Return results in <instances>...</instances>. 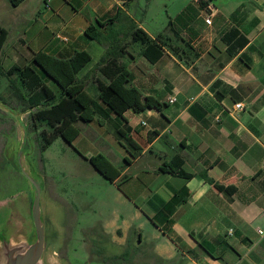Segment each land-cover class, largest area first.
Wrapping results in <instances>:
<instances>
[{
  "label": "crops",
  "instance_id": "0c3cea01",
  "mask_svg": "<svg viewBox=\"0 0 264 264\" xmlns=\"http://www.w3.org/2000/svg\"><path fill=\"white\" fill-rule=\"evenodd\" d=\"M203 1L212 8L210 23L204 22L199 1L189 0L174 15L187 3L196 14L183 25H172L178 38L166 24L150 29L137 19L135 11L142 7L136 0H20L16 5L0 0V26L6 30L0 70L26 64L38 50L66 57L85 49L90 58L76 77L95 93L96 80H104L96 64L105 45L86 36L85 26L116 14L113 23L99 29L118 30L122 36L131 19L150 37L161 34L164 43L154 61L140 53L141 44L128 34L116 59L142 95L161 102L159 109L122 112L121 126L138 153L131 156V146L119 143L113 132L97 146L81 138L84 154L100 152L119 168L110 182L136 207L143 204L155 235L161 232L165 239L151 250L155 257L173 249L190 259L186 264H264V0ZM11 76L24 93L16 74ZM170 94L175 99L167 102ZM9 99L0 98L4 114L18 107ZM235 101L242 108L231 111ZM88 121L99 129L110 125L96 117ZM78 138L79 129L72 141ZM175 155L190 176L158 169L162 159ZM202 171L227 190L206 181ZM28 194L25 188L24 212ZM0 204L16 208L9 194L0 196ZM162 228H169L171 237ZM123 240L117 235L108 242L121 245ZM199 240L213 244L211 253Z\"/></svg>",
  "mask_w": 264,
  "mask_h": 264
},
{
  "label": "rangeland",
  "instance_id": "374dc122",
  "mask_svg": "<svg viewBox=\"0 0 264 264\" xmlns=\"http://www.w3.org/2000/svg\"><path fill=\"white\" fill-rule=\"evenodd\" d=\"M136 1L142 9H136L135 17L150 29H162L167 18L173 16L189 0ZM213 1L218 4L221 0ZM43 80L57 94L56 83L48 77ZM15 84L17 82L11 75L0 70V98H11L9 100L16 102L18 106L15 114L12 111L4 114L0 109V196L11 195L16 208L23 210V191L25 188L29 189V207L33 189L21 167L38 182L40 213L45 224V234L50 239L43 263L189 262L188 257L173 249L169 255L155 257L151 250L157 243L165 242V239L160 235L161 232L155 235L152 223L143 212L146 208L143 204L136 207L115 184L105 179L87 162L82 139L91 140L97 146L102 138H111L112 127L104 125L99 129L98 126L94 127L92 121H78V139L65 141L57 135L46 147L40 148L37 137L38 130L43 125L31 123L29 111L33 107L26 109V102L16 96L21 91ZM9 91L14 96H9ZM87 91L93 95V91ZM10 207V204H0V224ZM21 214L24 215V210ZM10 219L6 223L10 230L21 231L23 223L20 217L13 216ZM138 233L140 240L137 239ZM117 235L124 236L121 245L108 242L109 238ZM169 244L168 242L166 246Z\"/></svg>",
  "mask_w": 264,
  "mask_h": 264
},
{
  "label": "trees",
  "instance_id": "16d2710c",
  "mask_svg": "<svg viewBox=\"0 0 264 264\" xmlns=\"http://www.w3.org/2000/svg\"><path fill=\"white\" fill-rule=\"evenodd\" d=\"M19 1L8 0L11 5H16ZM198 1L202 8H206L205 1ZM195 14L196 9L191 3H187L176 15L167 19L166 28L173 30V24L183 25ZM115 19L116 14L96 19L94 24L90 23L83 29L86 36L105 45L96 64L104 80H96L93 95L85 88V80L76 77V72L90 58L85 49L73 50L66 57L38 50L33 52L26 64L12 65L4 71L6 75L15 73L18 82L23 86L24 93L19 92L16 96L26 102V109L33 107L29 111L31 123L43 125L39 128L37 137L40 148L46 147L57 135L65 141H72L79 129L75 121H88L96 117L99 121H108L119 143H127L131 146L132 150H129L131 156L138 153L139 147L126 134V128L121 126L122 112L126 108L140 110L145 107H154L159 109L161 102L151 95H142L139 89L130 83L128 69L116 60L122 48L120 41L127 34L130 35L131 39L141 44L140 53L150 62L160 55L164 42L161 40V34H156L152 38L136 26L131 19H127V28L122 32V36H118V30L99 29V26L113 23ZM173 33L178 37L176 31L173 30ZM5 36L6 30L0 26V48ZM44 77L56 83L57 94L45 83ZM86 160L108 181H114L119 174V168L100 152L88 155ZM158 169L184 177L191 175L182 169L181 159L176 155L162 159ZM201 175L216 188H225L222 184L214 182L204 171ZM116 184L119 185L118 182ZM162 231L171 237L169 228H162ZM198 244L206 252L211 253L213 246L211 242L199 240Z\"/></svg>",
  "mask_w": 264,
  "mask_h": 264
},
{
  "label": "water",
  "instance_id": "95a60500",
  "mask_svg": "<svg viewBox=\"0 0 264 264\" xmlns=\"http://www.w3.org/2000/svg\"><path fill=\"white\" fill-rule=\"evenodd\" d=\"M0 105L6 104L0 101ZM11 111L15 114V110ZM21 171L32 185L31 200L23 216L21 209H12L5 222L0 225V264H51L42 261L50 239L45 234V224L40 213L39 184L23 167ZM13 216L20 217L23 223L19 232L10 230L9 224L6 225Z\"/></svg>",
  "mask_w": 264,
  "mask_h": 264
},
{
  "label": "built area",
  "instance_id": "2783aa9c",
  "mask_svg": "<svg viewBox=\"0 0 264 264\" xmlns=\"http://www.w3.org/2000/svg\"><path fill=\"white\" fill-rule=\"evenodd\" d=\"M205 14H204V17H203V20H204V22L205 23H210V20H211V15H212V8H210L209 6H207L206 5V8H205ZM174 96L173 95H168L167 96V98H166V100H167V102H172V101H174ZM242 108V102H240V101H235L234 103H233V106H232V108L230 109L231 111L233 110V109H235V110H239V109H241ZM140 122L141 123H144V121L143 120H140ZM259 232H261V230H258ZM227 232H231V230L230 229H228L227 230Z\"/></svg>",
  "mask_w": 264,
  "mask_h": 264
}]
</instances>
